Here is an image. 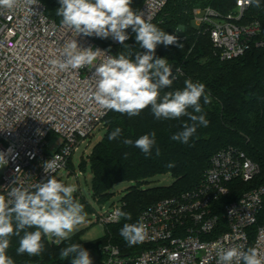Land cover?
<instances>
[{
	"label": "built area",
	"instance_id": "2783aa9c",
	"mask_svg": "<svg viewBox=\"0 0 264 264\" xmlns=\"http://www.w3.org/2000/svg\"><path fill=\"white\" fill-rule=\"evenodd\" d=\"M36 2L32 10L21 4L0 12V154L7 161L0 165V193L5 195L13 186L32 190V185L67 168L79 145L104 123L110 111L93 99L94 68L61 70L51 61L62 60L65 45L74 39L82 49L104 52L96 64L105 55H115L89 36H76L47 14L41 0ZM167 2L144 0L137 13L153 23ZM249 6L247 0H236L235 9L226 14L210 5L194 8L195 26L210 34L222 60L264 45L259 39V19L241 23ZM169 34L178 38L171 46L186 38L182 27ZM106 39L121 44L111 36ZM51 134L61 136L63 142L49 145ZM52 159L57 167L46 173L44 164ZM260 173V164L246 151L236 145L223 147L211 157L198 186L141 212L139 220L147 226V235L136 245L143 249L124 253L109 242L102 248L103 264H217L218 249L233 246L254 247L264 259V222L255 231L251 229L263 209L264 185L221 203L231 193V182H250ZM123 206L124 201L107 208L101 205L92 216L103 227L117 223L121 218L115 213Z\"/></svg>",
	"mask_w": 264,
	"mask_h": 264
},
{
	"label": "trees",
	"instance_id": "16d2710c",
	"mask_svg": "<svg viewBox=\"0 0 264 264\" xmlns=\"http://www.w3.org/2000/svg\"><path fill=\"white\" fill-rule=\"evenodd\" d=\"M41 1L46 6L47 14L61 22V17L56 15V10L60 7L59 0ZM143 2L144 0H132L134 11L138 12ZM208 5L226 14L235 9L236 0H168L159 17L153 22L168 34L182 27L186 37L179 43L184 45L182 48L179 45L159 44L155 50L154 58H166L176 77L171 87L161 89V97L167 91L183 90L185 80L204 84L210 103L205 104L202 97V113L193 114H204L209 121L208 126L198 125L196 132L185 144L171 137L183 131L185 123L191 125L192 122L187 116L178 119H157L150 107L132 117L110 110L104 119V136L89 156L93 175V197L97 203L102 204L112 198L113 188L117 183H134L126 189L121 198V201H124L122 211L130 213L131 220L121 217L119 222L105 225L100 237L89 241H85L81 233L61 242L42 235L44 250L38 256L17 254L19 240L24 234L22 231L20 237L12 235L9 238L10 244L6 250L14 264H70L71 257L62 259L60 253L71 244H81L90 255H95L96 261L92 264H103L105 256L102 248L109 242L118 245L124 253L143 249V245L129 246L125 242L120 235L123 225L137 222L141 212L157 201L198 186L213 154L227 145H236L246 151L260 164L261 173L250 182H231V193L222 199L221 203L237 199L244 191L264 185V45L253 46L237 58L222 60L210 34L199 32V28L194 24V8ZM251 19L260 20L262 31L259 39L264 41V0H260L259 8L249 6L241 23H247ZM127 35L129 39L124 44H114L106 38L90 37L115 56L120 53L128 56L131 53L134 58L136 52L146 51L137 44L136 33L131 27ZM177 68L181 71L177 72ZM188 111L191 112L192 109ZM117 127L122 129L121 136L109 140V135ZM152 132L156 133V145L150 156L146 157L134 144H123L124 139L135 141L140 136ZM157 147L160 150L159 156L156 155ZM169 163H174L175 166L170 168ZM85 165L86 160L83 158L80 168L85 169ZM164 173L173 177L171 185L143 187L151 178ZM221 203L220 210L223 209ZM81 205L84 212L90 213L94 210L83 198ZM263 222L264 205L259 221L251 229L255 231ZM35 230L28 228L24 231Z\"/></svg>",
	"mask_w": 264,
	"mask_h": 264
},
{
	"label": "clouds",
	"instance_id": "9594fccd",
	"mask_svg": "<svg viewBox=\"0 0 264 264\" xmlns=\"http://www.w3.org/2000/svg\"><path fill=\"white\" fill-rule=\"evenodd\" d=\"M60 7L56 15L61 17V24L71 29L76 36H96L108 38L124 44L129 39L125 30L131 27L136 33L135 40L144 53L136 52L126 56L120 53L116 56L105 55L106 58L96 64L100 49L91 47L82 49L76 40L65 45L62 60H52L51 63L61 70L79 69L89 66L95 71V89L93 99L107 110H112L129 117L138 116L144 109L150 107L157 119H178L187 116L191 125L185 123L183 131L171 138L187 144L197 130L198 125L208 126L209 121L202 113L200 103H210V97L205 94V85L185 80L183 90L167 91L161 97V89L171 87L176 77L172 66L166 58H154L159 44L165 46L176 44L178 38L158 28L145 19L141 13L132 8V0H59ZM251 6L260 7V0H247ZM21 4L30 7L36 5V0H0V12L11 11ZM32 10V9H31ZM127 46V45H125ZM129 47V46H127ZM180 48L184 45L180 44ZM177 72L181 69L177 68ZM192 109L191 112L188 109ZM122 129L117 127L108 139L115 140L121 136ZM156 133L144 134L135 141L124 139L123 144H134L145 156L152 154L156 145ZM156 155L160 150L156 148ZM127 156V153L125 154ZM7 161L0 154V165ZM169 163L168 167H174ZM57 164L54 159L44 164V170H54ZM73 186H66L53 176L46 182H37L32 190L13 186L7 194L0 193V264H14L6 254L12 235L20 237L17 254L27 253L38 256L44 250L42 235H52L60 240H66L77 225L83 223L85 213L83 206L76 202ZM131 220V214L117 210L115 213ZM35 228V231H24ZM121 237L129 246L142 242L147 235V226L140 220L135 223H125L120 230ZM62 259L71 257V264H92L89 251L81 244H71L61 250ZM217 264H264L257 250L252 247L242 250L238 246L219 248Z\"/></svg>",
	"mask_w": 264,
	"mask_h": 264
},
{
	"label": "rangeland",
	"instance_id": "374dc122",
	"mask_svg": "<svg viewBox=\"0 0 264 264\" xmlns=\"http://www.w3.org/2000/svg\"><path fill=\"white\" fill-rule=\"evenodd\" d=\"M112 43V42H111ZM105 133L104 123L98 126L93 134L86 138L78 147L77 151L73 154L71 158L70 167L63 168L58 171L53 177L57 179L59 182L65 184L66 186L75 187L76 191L73 195L78 194L77 201L81 204V199H85L94 210H99L101 205H104L106 208L110 207L113 203L121 202V198L124 195L126 189L131 186L132 182L123 181L117 183L114 188V195L110 200L104 202L102 204L97 203L93 197V175L90 166V154L92 153L95 145L103 138ZM49 145L61 144L63 139L61 136L57 134H51L48 138ZM86 160L85 169H81L80 165L82 159ZM78 174V176H76ZM173 182V177L169 173H164L157 175L149 180L148 183L143 185L144 188L153 187V186H169ZM93 210V211H94ZM92 212H84L85 219L83 223L76 226L74 231L70 234L69 238L76 234L81 233L82 238L85 241L93 240L95 238L100 237L103 234L104 227L97 224L92 216ZM50 240H55L57 242H61L59 238L47 235ZM92 262L96 261L95 255H90ZM71 264V263H70Z\"/></svg>",
	"mask_w": 264,
	"mask_h": 264
},
{
	"label": "water",
	"instance_id": "95a60500",
	"mask_svg": "<svg viewBox=\"0 0 264 264\" xmlns=\"http://www.w3.org/2000/svg\"><path fill=\"white\" fill-rule=\"evenodd\" d=\"M73 198L75 201H77V196L76 195H73Z\"/></svg>",
	"mask_w": 264,
	"mask_h": 264
}]
</instances>
